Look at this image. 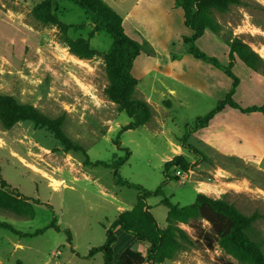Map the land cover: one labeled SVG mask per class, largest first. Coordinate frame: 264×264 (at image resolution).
<instances>
[{
	"label": "rangeland",
	"instance_id": "1",
	"mask_svg": "<svg viewBox=\"0 0 264 264\" xmlns=\"http://www.w3.org/2000/svg\"><path fill=\"white\" fill-rule=\"evenodd\" d=\"M41 1L0 0V96L12 95L51 117L65 114L66 133L86 148L91 161L113 162L129 148L131 155L119 168L120 175L150 190L164 181V164L172 154L173 140L192 167L185 178L164 184V195L184 206L196 200L198 187H205L206 195L233 203L243 214L255 215L250 235L264 251V149H258L260 142L264 146V114L225 107L212 119V126L191 133L188 143L194 148L182 145L186 124L212 110L229 92L232 79L187 52L182 40L185 28L178 14L169 16L172 27L159 42L158 53L151 54L161 61L160 69L154 63L138 79L135 90V97L153 107L154 117L146 125L122 132L118 148V132L132 118L105 94L108 78L103 56L112 44L111 35L101 31L90 37L93 23L89 14L72 0H56L60 20L77 25L68 35L89 38L98 53L90 59L79 58L63 42L57 26L45 25L32 14ZM105 1L123 18L134 9L137 15L140 8L141 16L148 18L139 26L153 32L155 14L149 8L153 3ZM213 17L218 32L206 30L196 45L228 66V42L240 38L247 43L261 58L260 66L252 70L236 56L232 71L240 84L233 98L243 107L263 105L264 0H241L225 12L214 11ZM131 22L126 17L127 34L139 41ZM231 138L240 142L235 146L240 154L227 143ZM219 139L222 142L216 144L214 140ZM84 160L82 152L64 151L47 128L21 121L6 129L0 122V187L5 179L15 196L39 201L34 203V218L0 212V222L25 233L48 226L53 218L61 227L28 237L0 228V264H105L102 252L89 257V250L105 242L106 229L122 211L136 204L139 190L117 183L112 167L85 165ZM176 170L172 167L168 174L175 176ZM56 182L61 184L55 187ZM161 199L151 196L147 202L159 225L165 227L168 208ZM180 225L192 243L162 264H241L218 245L208 247L188 224ZM203 225L210 228L207 221ZM66 228L72 233V242L67 241ZM117 235L116 260L127 248L140 250L143 245L121 229Z\"/></svg>",
	"mask_w": 264,
	"mask_h": 264
},
{
	"label": "trees",
	"instance_id": "2",
	"mask_svg": "<svg viewBox=\"0 0 264 264\" xmlns=\"http://www.w3.org/2000/svg\"><path fill=\"white\" fill-rule=\"evenodd\" d=\"M89 14L94 24L90 37L97 32L104 31L111 35L113 41L103 58L108 78L105 94L108 99L118 105L120 111L126 112L132 121L125 125L117 135L115 144L121 148L120 135L122 132L137 128L149 123L154 117V109L148 101L135 97V90L139 83L132 69L136 58L143 52L148 55L154 50L148 42H139L130 37L124 28L123 18L105 0H72ZM56 0H42L33 9L34 17L43 24H52L58 27L63 35V42L69 47L70 52L79 58L90 59L97 55L92 48L89 38H71L68 32L77 25L62 22L57 14ZM176 5L183 10L184 25L190 31L182 36L186 50L193 57L200 59L222 70L232 79V84L226 96L219 100L217 105L203 116H198L193 124H186V133L181 138L183 146L194 148L188 143L191 133L209 126L211 120L226 106L239 109L242 113L261 112L264 114L263 105L243 107L234 100L233 96L240 84L239 77L232 71L234 60L239 57L249 68L258 70L261 62L259 55L240 38H234L228 42L230 63L224 66L217 58L208 56L197 45L206 30L218 32L213 12H225L241 0H175ZM82 25H80L81 27ZM66 115L51 117L32 104L22 103L12 95L0 96V122L6 129L12 128L21 121H31L36 127L47 128L60 142L66 152H82L85 156V165H103L112 167L116 176V182L121 185L139 190L138 200L131 209L122 211L106 229L105 242L89 250L88 256L92 257L98 252L104 255L105 264H162L166 260L175 259L181 247L192 243L188 232L180 224H188L195 230L196 236L206 242L208 247L218 245L225 253L235 258L241 264H264V251L262 244L251 238L250 230L255 221V215L243 214L233 203L225 199H216L198 192L196 200L181 206L173 203L164 195L163 185L170 180H179V177L168 174L173 168L188 171L192 163L183 154L175 155L164 164V181L155 190H150L140 184L123 179L119 168L131 155L129 148L125 147L124 156L113 162L104 160L91 161L86 148L73 140L65 131ZM9 183L1 180L0 187V212L14 213L21 218H34V203L26 197L21 199L9 190ZM162 196L161 203L166 205L168 213L167 225L161 227L148 205L151 196ZM207 221L210 228H206L203 222ZM0 228L8 229L20 236H36L43 234L48 228L61 230L56 218L43 228L34 232L25 233L11 224L0 222ZM121 229L128 233L134 242L147 245L146 255L141 251L127 248L122 252L119 259H115V244L118 241L117 230ZM67 241L72 242V233L65 229ZM232 264V263H231Z\"/></svg>",
	"mask_w": 264,
	"mask_h": 264
},
{
	"label": "crops",
	"instance_id": "3",
	"mask_svg": "<svg viewBox=\"0 0 264 264\" xmlns=\"http://www.w3.org/2000/svg\"><path fill=\"white\" fill-rule=\"evenodd\" d=\"M145 3H146V5H150L151 3H153L152 5L149 6V8L152 10V13L155 14V18H153V27L154 28H153V32L152 33L145 32L144 27L143 26H139L140 23L142 25V23L147 22L146 20L148 18V16H141L142 12H141L140 8H139V11L137 10V15H139L140 17H138L136 15V9H134L131 12H129L127 14V16H126L128 19H130V18L132 19V22H131L132 28L131 29H133V31H135L138 35H140L141 39L139 40V42H143L145 40L148 41L152 45V48H153L154 52L158 53V47H159V44H161L159 42H161L162 37L165 38L167 36V32H169V30L171 29L172 24H173V21L169 20V16H171V15H173L175 13L178 14L180 23L185 28V34L190 33V31L184 26L183 10H182V8L180 6L176 5L175 0H145ZM126 17H124V18L122 17L123 18V24H125ZM93 26H94V24H93ZM124 28H125V26H124ZM125 31L127 33L126 28H125ZM154 63H156V66H155L156 70L160 69L159 67H161V64H160L161 61L155 60V57L153 55H148V54L142 52L136 58V60L134 62L133 69H132V72L140 80V77L144 76L143 73H145L147 69H151V67L153 68V66H154L153 64ZM159 64H160V66H159ZM173 68L174 67H172V70H173ZM169 69L170 68H166L165 67V70H166L165 72L166 73H169V71L171 72V69L170 70ZM170 75H172V72H171ZM226 107H228V106H226ZM210 124L212 126V122H210ZM236 141H238V139L234 140V139L231 138V139H228L227 143L229 144L230 148H231V146L234 147L235 148V152L240 154L237 151V149H236V147L239 145V144L236 145L237 144ZM214 142L216 144H217V142L220 144L222 142V139H219V141L214 140ZM170 144L173 147V151H172V154L169 155L166 158L167 161L171 160L175 155L180 154V152L182 151L181 146L176 144L173 140H170ZM258 149L259 150L260 149L261 150L264 149V146H263V144L261 142L258 145ZM230 152H232V150H230ZM204 189H205V187L203 189H202V187H198L197 188V192H205ZM148 205L150 207H152L149 203H148ZM146 249H147V245L143 244V245H141V248H140L139 251H141L144 255H146Z\"/></svg>",
	"mask_w": 264,
	"mask_h": 264
},
{
	"label": "built area",
	"instance_id": "4",
	"mask_svg": "<svg viewBox=\"0 0 264 264\" xmlns=\"http://www.w3.org/2000/svg\"><path fill=\"white\" fill-rule=\"evenodd\" d=\"M176 176L179 178H185V176H187L186 171L181 170L180 168H177L176 172H175Z\"/></svg>",
	"mask_w": 264,
	"mask_h": 264
},
{
	"label": "bare ground",
	"instance_id": "5",
	"mask_svg": "<svg viewBox=\"0 0 264 264\" xmlns=\"http://www.w3.org/2000/svg\"><path fill=\"white\" fill-rule=\"evenodd\" d=\"M208 183V182H207ZM61 183H59V182H56V183H54V186L55 187H57V186H59Z\"/></svg>",
	"mask_w": 264,
	"mask_h": 264
}]
</instances>
